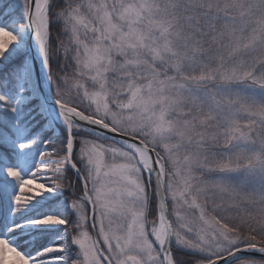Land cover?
<instances>
[{
  "label": "snow or ice",
  "instance_id": "snow-or-ice-1",
  "mask_svg": "<svg viewBox=\"0 0 264 264\" xmlns=\"http://www.w3.org/2000/svg\"><path fill=\"white\" fill-rule=\"evenodd\" d=\"M0 264H264V0H0Z\"/></svg>",
  "mask_w": 264,
  "mask_h": 264
}]
</instances>
